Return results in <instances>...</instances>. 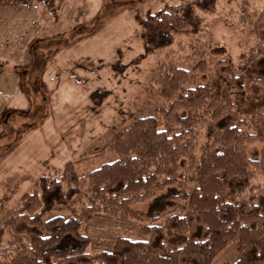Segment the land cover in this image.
Returning a JSON list of instances; mask_svg holds the SVG:
<instances>
[{
	"label": "trees",
	"instance_id": "obj_1",
	"mask_svg": "<svg viewBox=\"0 0 264 264\" xmlns=\"http://www.w3.org/2000/svg\"><path fill=\"white\" fill-rule=\"evenodd\" d=\"M1 1L13 6L24 0ZM215 5L178 0L136 14L143 46L138 58L195 30L199 13H213ZM257 22L253 32L263 38L264 6ZM223 52L219 45L209 51ZM241 61L220 59L211 68L202 56L190 69L167 66L146 89L148 98H157L155 115L136 117L115 134L114 160L83 176L67 162L60 174L41 176L21 197L17 216L6 223L13 236L0 264H211L231 241H237L238 256L224 264H264V192L255 193L252 184L264 169V43ZM90 98L102 102L97 91ZM202 124L205 140L196 157ZM253 141L263 146L260 159L247 154ZM163 189L182 203L160 224L161 215L150 216L141 228L144 239L120 237L109 251L86 252L81 224L99 212L141 219L131 206ZM77 196L85 202L70 206L68 217L43 219Z\"/></svg>",
	"mask_w": 264,
	"mask_h": 264
},
{
	"label": "rangeland",
	"instance_id": "obj_2",
	"mask_svg": "<svg viewBox=\"0 0 264 264\" xmlns=\"http://www.w3.org/2000/svg\"><path fill=\"white\" fill-rule=\"evenodd\" d=\"M177 1L24 0L10 6L0 0V260L13 236L6 223L17 216L21 197L41 176L60 174L67 162L83 176L114 160L115 134L136 117L155 115L157 98H148L146 89L167 66L190 69L202 56L211 68L220 59L238 64L264 43L253 32L264 0H216L213 13H199L195 30L139 59L143 46L135 15ZM216 45L222 54L209 53ZM93 91L99 105L90 98ZM204 140L202 124L196 157ZM262 148L256 141L246 145L250 158L260 159ZM252 184L255 193L264 192V169ZM167 194L155 191L133 204L141 219L95 213L80 226L89 241L86 252L109 251L120 237L144 239L141 228L150 216L161 215L155 222L160 224L182 203ZM83 201L77 196L54 206L43 219L66 218L70 206L79 209ZM237 256V241H231L211 264L232 263Z\"/></svg>",
	"mask_w": 264,
	"mask_h": 264
}]
</instances>
